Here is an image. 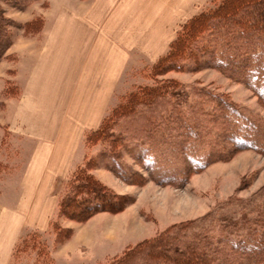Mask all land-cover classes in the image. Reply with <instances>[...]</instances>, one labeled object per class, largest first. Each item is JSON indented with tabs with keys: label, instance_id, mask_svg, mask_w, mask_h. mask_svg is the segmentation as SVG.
Here are the masks:
<instances>
[{
	"label": "rangeland",
	"instance_id": "rangeland-1",
	"mask_svg": "<svg viewBox=\"0 0 264 264\" xmlns=\"http://www.w3.org/2000/svg\"><path fill=\"white\" fill-rule=\"evenodd\" d=\"M192 1L0 0V11L5 19L3 34L10 40L0 57V227L1 223H6L2 215L19 211L24 226L19 231L9 264H111L143 241L210 214L219 215L223 209L222 213L227 212L226 205L235 200L252 199L264 188V106L245 85L229 80L205 62H200L199 69L193 72H187L184 67V70L158 77L159 81L173 79L177 81V89L190 93V102L186 105L180 97L171 99L182 108L178 116L183 117L182 120L192 117L189 106L196 104L194 95L205 90L211 97L229 101L258 124L257 149L234 151L230 158L191 174L179 186L178 183H158L151 178L147 160L150 153L144 151L148 149L147 144L141 149L136 144L144 139H122V132L130 127L127 123L123 130L109 127L106 136L99 131L87 140L126 95L152 84L145 69L167 52L179 29L187 22L181 24L182 19L194 11L197 15L220 0H209L198 10L191 5ZM59 19L79 22L72 28H65L63 24L56 27ZM168 22L171 24L167 26ZM160 36L162 40L158 39ZM58 37L65 41L69 37L65 50L70 52V57L76 51L80 55L79 64L74 69L69 68L66 84H63L61 67L57 69L47 89L50 94L54 92L52 106L33 109L24 102L23 86L35 72L39 74L35 68L40 66L42 54L50 50L49 45L58 42ZM166 40H171L168 45L164 43ZM151 46L155 58L147 59L141 51ZM113 47L131 52L120 76L107 85L106 113L92 129L95 123L89 121L87 113L94 109L93 103L100 100L96 81L101 76L95 74L96 81H93L94 75L88 77V69L100 73L105 61L108 71ZM131 48L134 50H129ZM161 49L163 53L156 59ZM54 68L53 65L50 71L55 72ZM168 109L166 106L161 112ZM35 113L40 114L36 121ZM111 118L109 126L117 120ZM79 131L83 133L81 142L74 139L73 170L52 182L50 195L38 204L39 190L34 195L35 190L25 185L35 149L45 136L54 135L53 141L61 143L66 137L71 143L72 135ZM221 145H211V152L218 153L228 147V143ZM128 146L133 147L137 156ZM80 176L81 179L90 177L94 181L93 188L82 189L83 181L76 178ZM94 191L109 195L114 201L109 209L96 212L82 209L89 206L91 200L95 201ZM23 205L47 206L50 218L42 220L38 213L28 215L21 208ZM10 222L18 225L20 219H10ZM38 223L43 225L42 229L37 228ZM4 233L0 231V239ZM15 246L21 252L14 256Z\"/></svg>",
	"mask_w": 264,
	"mask_h": 264
},
{
	"label": "trees",
	"instance_id": "trees-1",
	"mask_svg": "<svg viewBox=\"0 0 264 264\" xmlns=\"http://www.w3.org/2000/svg\"><path fill=\"white\" fill-rule=\"evenodd\" d=\"M4 22L0 11V57L10 43L3 34ZM200 62L245 85L264 106V0H220L187 21L167 52L145 69L152 84L126 95L87 140L99 131L106 136L109 127L123 130L127 123L128 131L119 130L124 133L122 139H144L136 144L140 149L147 144L144 151L150 153L151 178L179 186L191 174L230 158L234 151L257 149L258 124L229 101L211 97L205 90L194 95L196 104L189 106L192 117L182 120L178 116L182 108L171 99L180 97L186 105L190 93L177 89V81H159L158 77L184 67L187 72L196 71ZM166 106L168 111L162 113ZM111 116L117 120L109 126ZM221 143H228V147L213 154L211 145ZM130 151L137 156L133 147ZM81 181L82 189L93 188L90 177ZM94 193L95 201L90 199L83 210L106 211L114 203L109 195ZM226 206L224 214L223 209L219 215L210 214L164 231L111 264H264V188L252 199L235 200ZM16 252H21L18 246L14 256Z\"/></svg>",
	"mask_w": 264,
	"mask_h": 264
},
{
	"label": "crops",
	"instance_id": "crops-1",
	"mask_svg": "<svg viewBox=\"0 0 264 264\" xmlns=\"http://www.w3.org/2000/svg\"><path fill=\"white\" fill-rule=\"evenodd\" d=\"M208 1L209 0H193L192 1L193 3L191 5L198 10L201 6L206 4ZM192 6L191 8L190 7L189 8L192 9L193 8ZM177 14H179V11H177ZM195 14L196 13L194 11L188 18L186 17L185 19H182L181 24L191 19ZM174 20H178V19H174ZM77 22L79 21H75L74 19H65V20L59 19L55 23H56V27H60L63 24L64 25L63 27L65 28L67 27L72 28L73 25ZM179 23L180 22H178V24ZM170 24L171 22H168L167 26ZM158 39L162 40L161 36ZM57 40L58 42L56 43L54 42L51 45H49L50 48L47 47V49H50L48 50L47 53L44 52L42 54V58L40 59V62H41L40 66L38 68H35V69H38L37 71H40L39 74L35 72V74H33L32 77H30L23 86V91L25 92L24 102L27 103L28 106L33 109H38V107L42 108L44 106L45 107L52 106L51 102H52V95L54 92L50 94V90H47V89H49L48 86L51 84L50 77L57 74V71H58L57 69L61 67L60 69H61V74L63 75V84H66L68 80H67V77L65 76L66 74H68L69 68L73 67L74 69V67L79 64L80 55L76 54V51H75L74 53L73 52L71 53V57H70L69 55L70 52H66L65 50V48L67 47L69 43L67 42L69 41V37L67 38V41H65L66 39H61L60 37H58ZM64 41H65V44L64 46H62ZM170 41L171 40H166L164 43L168 45ZM112 50H113V56L108 61V64H110L108 65V71L106 70L105 61L103 62V67L101 68L100 73H99V70L97 72H94L90 68L88 69V77L94 75L92 76L93 81H96V79H94L95 74L98 76L99 75L101 76L100 78L97 77V81H96L98 83V92L101 93V97H99L100 100L97 99L98 101L93 103L92 107H94L95 110L92 109L91 111H88L87 113L88 117H90L89 121L90 122L92 121L93 123H95L92 129H95L98 126L101 119L106 113L105 111H106L107 103H106L105 96L108 92L107 85H109L112 81H114V78L121 73L122 69L125 67L127 63L129 53L131 52V51H123L122 49H116L115 47H113ZM129 50H134V48H131ZM162 51L163 49L159 50L158 54L156 55V59L160 55H162L163 53ZM57 53H58V56L56 55ZM141 53L143 54L142 56H144L147 59L155 58V56H153V53H154L153 46H151L149 50L147 48H142ZM34 64H35L34 67H36L37 62ZM53 65L55 67L54 70L56 73L50 71ZM93 65L95 64L93 63ZM92 69L94 70L95 68H92ZM61 74H60V77H61ZM54 100H56V98ZM38 114L39 113H37L34 117L35 121L38 120L36 119V117H38ZM39 117H40V114H39ZM41 118H39L40 119L39 121H41ZM55 121L56 120H52V122H55ZM81 132L82 131H79L77 135L76 133L72 135L73 140L71 143L70 141H68L66 137H65L66 141L65 142L63 141L61 143V141H56V140L53 141L55 137L54 135H53L54 137L52 135H50L49 137L45 136L44 138H42L44 140L42 144L40 143L38 147L35 149L32 160H31V164L28 170V175H27L28 182L26 181L25 185L27 184L26 186H28V188L31 187L33 191L35 190L34 195L36 194V191L39 190V193H38L39 203L38 204L43 203L44 199L48 198V196L50 195L49 188L51 187L52 182H54L57 178H60V175L66 177L68 172L73 170V167H74L73 158L75 154L73 143H74V139L76 140V142L78 141L81 142V137L83 133ZM67 135H71V134H67ZM31 192H30V195H31ZM56 200H57V195H56ZM34 202H38V201L35 200ZM21 208H23V211H25L26 214L28 215L38 213L39 217L42 220L44 218L45 219L50 218L49 216L50 209H48L47 206L40 207V205H35L34 207L29 208L28 206L26 207V205H23V207ZM7 213L2 215V218L6 219V223L5 224L4 222L1 223L2 225L0 227V231L5 232L3 237L0 239V264H9L13 247L19 237V233H20L19 231H22L24 227L23 224H21L22 223V218L20 216L21 211H19L18 213L16 212L15 213L7 212ZM26 217L28 218V216ZM10 219H13V220L20 219V224L18 225H16L15 223L12 224L10 222ZM28 226H31V225H28ZM42 226H43L42 224L38 223L37 228L42 229L43 228ZM10 231H15V233L12 234L10 233Z\"/></svg>",
	"mask_w": 264,
	"mask_h": 264
}]
</instances>
